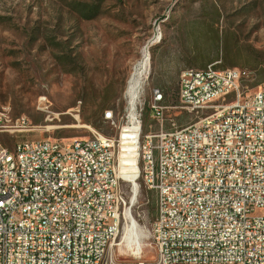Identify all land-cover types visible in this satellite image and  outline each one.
I'll return each mask as SVG.
<instances>
[{
  "label": "built area",
  "instance_id": "2783aa9c",
  "mask_svg": "<svg viewBox=\"0 0 264 264\" xmlns=\"http://www.w3.org/2000/svg\"><path fill=\"white\" fill-rule=\"evenodd\" d=\"M248 78L217 63L188 68L181 102L209 115L166 129L156 89L151 110L160 128L139 131L137 110L127 118L136 180L156 194V264H264V85L245 93ZM31 131L26 119L13 129L0 122V134L15 142L10 149L0 141V264H119L115 242L129 222L136 229L120 170L129 167L123 134L93 130L62 146L52 138L17 142Z\"/></svg>",
  "mask_w": 264,
  "mask_h": 264
},
{
  "label": "rangeland",
  "instance_id": "374dc122",
  "mask_svg": "<svg viewBox=\"0 0 264 264\" xmlns=\"http://www.w3.org/2000/svg\"><path fill=\"white\" fill-rule=\"evenodd\" d=\"M74 1L0 0V108L33 128L17 134V142L89 138L93 130L120 139L132 113L129 81L146 52L151 64L137 105L144 134L160 128L151 110L156 89L164 94L166 129L211 113L190 112L181 102L188 68L244 69L245 93L264 85V0H106L94 20L74 13ZM99 110L103 116L93 115ZM0 141L15 146L7 133ZM124 178L135 185L123 181L141 234L127 241L128 223L113 247L116 261L156 264V194L136 173Z\"/></svg>",
  "mask_w": 264,
  "mask_h": 264
},
{
  "label": "bare ground",
  "instance_id": "6f19581e",
  "mask_svg": "<svg viewBox=\"0 0 264 264\" xmlns=\"http://www.w3.org/2000/svg\"><path fill=\"white\" fill-rule=\"evenodd\" d=\"M148 53L149 52H146L144 57H142L143 59L140 62L138 61L136 68L134 67L135 71L133 70L134 72L130 78L129 85H128L127 95H128L129 102L131 105L132 113H131L130 118L132 119L136 118L138 100H139V97L142 91V87L144 86L145 80L147 78V74H148L150 64H151L150 62L151 56L149 57ZM155 92L156 90L153 91L151 103H155ZM22 120L23 118L22 119L18 118L17 120H14V118L11 116L8 110H6L5 108H0V122L4 123V128L13 129L15 128V126L21 125ZM139 131H142L140 123H139ZM128 136H129L128 134L123 133V138L125 140L129 138ZM125 140L123 141V143H125ZM63 144H64V140L55 139V146H62ZM123 149L126 152L125 156H127V159H123L122 162H125V164H129V167H126L124 165L122 167L123 168V178H124V175L126 176L132 175L134 173H136L137 175L138 174V168H137L138 167V146L125 144V146L123 145ZM13 168H20V160H13ZM125 181L131 182L126 179ZM140 234L141 233L138 232L136 229H134V227H130L126 234V240L134 241L136 243L137 238L140 236Z\"/></svg>",
  "mask_w": 264,
  "mask_h": 264
},
{
  "label": "trees",
  "instance_id": "16d2710c",
  "mask_svg": "<svg viewBox=\"0 0 264 264\" xmlns=\"http://www.w3.org/2000/svg\"><path fill=\"white\" fill-rule=\"evenodd\" d=\"M106 0L80 1L75 0L70 3L71 10L82 20H94L101 16L102 7ZM93 115L103 116V111L94 112Z\"/></svg>",
  "mask_w": 264,
  "mask_h": 264
}]
</instances>
